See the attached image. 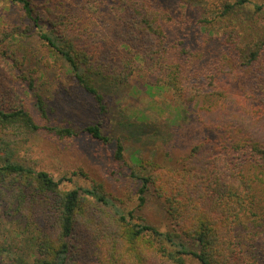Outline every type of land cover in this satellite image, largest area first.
<instances>
[{"label": "trees", "instance_id": "1", "mask_svg": "<svg viewBox=\"0 0 264 264\" xmlns=\"http://www.w3.org/2000/svg\"><path fill=\"white\" fill-rule=\"evenodd\" d=\"M8 1L20 4L34 27L40 21L48 27L40 39L51 54L58 93L73 97L70 87H77L106 113L104 88L128 84L141 68L148 90L167 88L176 94L187 138L197 143L178 154L174 150L182 146L178 136L185 128L164 140L151 122L129 124L133 135L152 128L155 159L164 151L173 165L138 158L142 172L130 174L138 207L128 212L115 207L101 186L64 189L66 179L37 171L5 143L0 207L4 215H21L25 232L34 231L37 239L33 253L12 254L0 243V264H264V143L237 124L235 115L227 122L206 118L220 114L226 119L222 109L239 94L255 104V121L264 124V25L259 24L264 3L52 0V10L43 14L32 0ZM215 26L220 31L215 38L212 30L204 37L196 32ZM18 31L2 34L0 130H45L66 140L88 135L108 146L112 139L100 124L83 130L38 124L33 109L40 118L48 117L47 99L37 85L41 76L23 70L27 46L11 50L4 44L25 33ZM161 139L169 150H157ZM123 149L119 142L115 161H123ZM148 166L151 171L142 174ZM148 196L161 203L169 223L165 231L135 214Z\"/></svg>", "mask_w": 264, "mask_h": 264}, {"label": "rangeland", "instance_id": "2", "mask_svg": "<svg viewBox=\"0 0 264 264\" xmlns=\"http://www.w3.org/2000/svg\"><path fill=\"white\" fill-rule=\"evenodd\" d=\"M252 4H262L264 0H250ZM38 6L39 12L46 13V9L52 10V0H32ZM264 25V21L259 23ZM47 31L45 23L40 21L37 27L29 22L26 12L20 4L8 0H0V47L4 38L2 34H11L14 30L25 32L18 38H9L4 41L6 47L15 50L19 44L27 46L28 59L24 68L27 73L36 71L41 76L38 89L42 96L47 99V119L44 120L33 111V114L42 127H76L78 130L100 124L104 135L111 138L108 146L93 141L88 135H81L71 140L62 139L54 132L40 131L31 133L21 127H11L0 130V148L8 144L17 157L31 165L37 171H44L53 175L56 179H66L63 188H91L101 186L106 194L112 199L114 206L125 212L137 209V185L130 177L131 171L142 172L143 162L172 166L173 162L165 157L164 151L154 156L155 147L151 143L150 136L154 133L152 128L146 129L142 135H133L128 129L131 123L143 122L162 131V139H168L167 134L176 131L177 128H185L186 132L178 136L182 146L175 149L178 154L184 153L189 147L197 143L196 139H188L189 128L185 126L184 112L178 109L176 94L167 88L148 90L149 78L147 73L137 68L129 83L118 86L116 89L105 87V100L107 112L102 113L96 102L81 92L77 87L72 90L73 97H68L65 91L57 92V86L52 80V57L47 46L40 39V31ZM213 37L219 34L218 26L212 28L196 29L199 36H206L210 31ZM28 32L29 34H27ZM139 63V62H138ZM141 66V64L139 65ZM48 73V74H46ZM29 74V73H28ZM61 82L66 83L65 76H61ZM66 86V85H65ZM57 92L56 95L54 93ZM104 93V92H103ZM30 98V97H29ZM30 104L33 102L30 101ZM234 102L228 103L227 109H222L224 119L220 114H207V120L227 122L230 116H236V123L242 124V128L251 136L264 143V124L256 120L255 104L243 99L239 94H234ZM75 99V100H73ZM227 112V113H226ZM264 118V114H262ZM190 116V114H189ZM192 116V115H191ZM194 117V116H193ZM261 117V116H260ZM193 119V118H192ZM151 125V124H150ZM176 129V130H175ZM197 129V128H196ZM183 132V130L181 131ZM161 139L160 148L169 150V147ZM123 146V161L114 159L117 146ZM187 143V145H186ZM1 153L0 155H3ZM178 156V155H177ZM152 161V162H151ZM151 171L147 167L142 174ZM77 174V175H74ZM145 207L138 209L135 214L147 222L154 224L165 231L169 223L163 217L160 201L153 196H148ZM140 208V207H139ZM111 214L112 210H108ZM0 207V243L11 248L12 254L33 253L35 251L37 235L34 231H26L21 224V215L15 216L14 212L4 215ZM189 264H192L189 261Z\"/></svg>", "mask_w": 264, "mask_h": 264}]
</instances>
